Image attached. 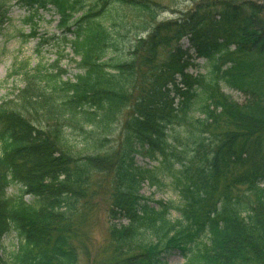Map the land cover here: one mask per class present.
I'll return each mask as SVG.
<instances>
[{"label": "trees", "instance_id": "trees-1", "mask_svg": "<svg viewBox=\"0 0 264 264\" xmlns=\"http://www.w3.org/2000/svg\"><path fill=\"white\" fill-rule=\"evenodd\" d=\"M185 1L19 0L57 14L78 70L36 63L0 100V264H77L97 209L88 264H264V0Z\"/></svg>", "mask_w": 264, "mask_h": 264}, {"label": "rangeland", "instance_id": "rangeland-1", "mask_svg": "<svg viewBox=\"0 0 264 264\" xmlns=\"http://www.w3.org/2000/svg\"><path fill=\"white\" fill-rule=\"evenodd\" d=\"M4 5L8 9L6 17L2 21L0 28V100L12 98L19 89L24 86L23 77L20 73L34 66L36 63L45 65L55 64L61 70H64L63 77L69 78L77 73L76 63L73 59L72 50L64 45L61 37V31L57 28L59 18L52 10H39L37 14L32 15L31 21L27 18L31 15L19 0H4ZM167 2V0H162ZM189 5L188 1L175 0L165 4L164 11L159 15V19L175 18L177 10H183ZM55 35L54 40L50 37ZM186 43V40H183ZM194 63L199 67L191 66L189 70L194 74L196 72H205L204 59L192 55ZM15 71V72H14ZM232 98L241 101L243 97L237 91H227ZM139 164L149 163L148 160H142L138 157ZM156 162H150L149 165H155ZM259 184L264 186V178L259 180ZM141 193L152 200L167 199L174 197L170 188L164 186L155 187L147 182L141 188ZM27 201H31L30 196H25ZM106 214L103 210L97 209L94 212L92 226L89 230L91 239H87L85 251L83 247L78 249V263L88 264L98 248L100 242L106 236ZM6 250L16 248L21 241L13 234L7 235L2 239ZM168 264H183L182 258L178 255H171L167 259Z\"/></svg>", "mask_w": 264, "mask_h": 264}]
</instances>
